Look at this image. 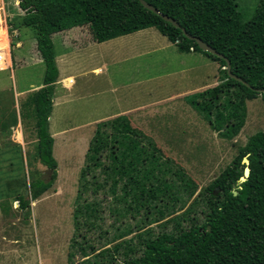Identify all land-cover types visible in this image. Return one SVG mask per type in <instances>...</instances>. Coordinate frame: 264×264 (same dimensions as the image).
Masks as SVG:
<instances>
[{
  "label": "rangeland",
  "instance_id": "obj_1",
  "mask_svg": "<svg viewBox=\"0 0 264 264\" xmlns=\"http://www.w3.org/2000/svg\"><path fill=\"white\" fill-rule=\"evenodd\" d=\"M259 1L236 0L243 21L253 17ZM23 13L18 0H0V24L8 29L13 55L12 66L0 70V264H122L142 254L147 231L155 236L188 228L194 214L209 208L206 186L250 136L264 129L262 97L246 101L243 126L231 139L221 136L193 107L182 118L168 113L153 117L148 111L149 120L139 124L154 142L133 134L138 144L131 154L151 160L156 153V159L166 163L163 177L174 188L159 194L151 215L145 209L124 211L131 200L119 196L124 182L114 185L105 168L112 147L118 146L111 126L104 127L105 147L97 152L98 165L87 166L99 123L139 103L159 104L181 96L186 101V96L214 84L217 65L173 49L144 55L133 47L118 52L113 44L122 38L83 46L92 38L90 28L74 27L72 39L83 47L81 56H60L58 66L61 76L74 75L75 83L67 90L58 80L50 116L58 176L51 189L31 200L25 182L29 184L37 172L48 179L49 172L35 157L36 128L23 103L27 93L43 85L46 66L35 31L19 24ZM63 33L53 37L57 55L65 53ZM105 63L102 74L93 71ZM22 192L31 200L25 209L17 200Z\"/></svg>",
  "mask_w": 264,
  "mask_h": 264
},
{
  "label": "trees",
  "instance_id": "obj_2",
  "mask_svg": "<svg viewBox=\"0 0 264 264\" xmlns=\"http://www.w3.org/2000/svg\"><path fill=\"white\" fill-rule=\"evenodd\" d=\"M180 24L175 26L146 8L140 0H19L24 12L19 24L32 28L37 48L46 66L43 86L26 95L23 106L36 128L35 157L47 167L49 178L37 175L30 183L31 200L51 189L58 176L54 156L55 138L50 131V116L60 70L53 35L77 26H89L92 37L104 42L142 29L156 27L182 52H201L220 65V82L188 98L195 109L221 136H236L244 122L247 100L259 96L264 100V0H260L253 17L243 21L236 0H146ZM182 28L200 37L231 61L232 72L244 82L232 78L224 58L202 50L189 39ZM16 122V121H15ZM111 126L114 144L108 177L118 185L124 182L120 198L130 197L126 210L145 209L148 214L164 190L174 188L163 173L166 163L153 154L151 160H140L131 154L137 147L133 134L149 137L132 125L127 116L99 123L87 153V166L96 167L97 152L105 146L104 127ZM248 155L251 172L242 184L243 159ZM208 209L194 214L188 228L162 232L148 237L138 257L122 264H264V129L249 137L238 155L205 188ZM234 190L238 194H234ZM18 191V189H17ZM25 192V191H24ZM24 192L18 195L22 208L31 200ZM111 192H115L111 189ZM163 199V198H161ZM93 264V263H92Z\"/></svg>",
  "mask_w": 264,
  "mask_h": 264
},
{
  "label": "crops",
  "instance_id": "obj_3",
  "mask_svg": "<svg viewBox=\"0 0 264 264\" xmlns=\"http://www.w3.org/2000/svg\"><path fill=\"white\" fill-rule=\"evenodd\" d=\"M1 27H3V26L1 25ZM82 27L83 26H78L76 29L77 30L78 29L81 30ZM155 28L156 27H150V28L142 29V30L130 33V34H126V35H122V36L116 37V38H122L124 40L121 41V42H118L116 44H113V46H114V48H116V51H118V52L119 51H125L128 48H130V47L132 48L133 47L134 51H138L140 55H144L145 53H150V52L161 51V50H165V49H168V50L173 49L174 51H178V53H186L188 55L195 54V57H196L195 60L198 61V62H200V61H202V62H206V61L210 62V61H212L213 62L214 61V60L210 59L209 57H207L206 55H204L201 52H197V51H194V50H191L189 52L180 51L178 46L175 43L171 42L168 39L167 36L162 34L157 28H156L157 30H155ZM6 30H7V34H8V46L5 47V48H0V51L3 52V54L6 55L7 60H6V62L4 64H7V68H9L13 64V55H12L11 45H10V42H9L10 41L9 40V38H10L9 36L10 35L8 33V29H6ZM72 30L73 29H69V30L63 31L64 33H63V38L62 39H63V42L66 45L64 47V51L63 52H65V53H63L62 55H57V63H58V60H59L60 56L65 58V56L68 55V57H69L70 53L76 59L81 56L79 51H81V50L83 51V49H82L83 47L81 48L79 43L76 42L77 44H75L73 42L72 38H76V34L72 33L71 32ZM157 31H159V32H157ZM54 35H53V37H54ZM160 35H163V37H165V38H161L162 36H160ZM116 38H114V39H116ZM128 39H132V40H135V41L131 42ZM110 40H112V39H110ZM92 41L95 42L93 37L91 38V40H88V42L85 43L83 46L91 44ZM107 41H109V40H107ZM107 41H104L103 43H105ZM70 42H73V43H70ZM99 43H101V42H99ZM2 49H3V51H2ZM104 53L105 54H109L108 52H105V51H104ZM73 57H71V58L73 59ZM66 61H67V59H64V63L65 64L67 63ZM68 61H69L68 64H70L71 63L70 59ZM213 63H216V65H217L218 76H215L214 84L211 85L210 87L215 86L216 84H218L220 82V78H221L220 71H219L220 70L219 63L216 62V61H214ZM0 65H2V64H0ZM107 67H108V65H107V63H105V65L102 64L101 66H97L95 69H93V71H96V73L102 74L104 72V69L107 68ZM3 69H5V68H2V66H1L0 70H3ZM188 69H190V68H188ZM59 70H60V68H59ZM100 74H98V75H100ZM59 79H61L66 84L67 90L71 89V87L75 83L74 75L67 74L66 76L62 77L61 76V71H60ZM42 86L43 85H41V87ZM56 87H57V85H56ZM210 87H205L204 89H202V90H200L198 92H202V91H204V90H206V89H208ZM39 88H37V89H39ZM37 89H35V90H37ZM110 89H111V87H110ZM198 92H196V93H198ZM196 93H194V94H196ZM179 98H181V99H179ZM179 98H178L179 100L173 99L170 102H161L159 104H152V105H146V106H145V104L139 103L137 105H134V106H131V107H127L125 109L117 111L118 112L117 114H115V115H113L111 117H108V119H106V120L114 119V118H116L118 116L125 115V116L128 117V119L130 120L132 125H134L135 127L140 128L141 130L146 132L144 127H142L139 123H140V120H149L148 119V114H147L148 111L154 112V116L153 117H155L156 115L162 114V113H164V114L168 113L169 115L172 114V115H176L178 118H182L181 114L184 113L185 111L189 112L188 108L193 107L195 109V107L187 99V98H189V95H188V97L187 96L185 97L186 101L182 99V96L179 97ZM153 117H151V118H153ZM103 121H105V120H103ZM146 133L149 134V132H146ZM149 135H151V134H149Z\"/></svg>",
  "mask_w": 264,
  "mask_h": 264
},
{
  "label": "water",
  "instance_id": "obj_4",
  "mask_svg": "<svg viewBox=\"0 0 264 264\" xmlns=\"http://www.w3.org/2000/svg\"><path fill=\"white\" fill-rule=\"evenodd\" d=\"M141 3L148 8L149 10L159 14L161 17H163L164 20L171 22L172 24H174L175 26L180 27V24L177 20H175L174 18L162 13L158 8H156L155 6H153L152 4H150L149 2H147L146 0H140ZM182 30L184 31V33L186 34V36L191 39V40H195L197 42V44L199 45V47L204 50L207 51L209 53H212L216 56H219L221 58H224L227 61V70L229 75L240 81V82H244L245 84L248 85V83L246 81H244L241 77L235 75L232 70H231V61L225 57L222 53L218 52L215 48H213L211 45H209L208 43H206L205 41H203L200 37L197 36H193L191 34H189L185 28H182ZM258 92H264V88H259L257 89ZM243 163H245V168H244V174L240 177V179L238 180V184H242L243 182H245L247 180V178L250 175L251 172V168L249 167L250 164V160L248 158V155L244 157L243 159ZM234 194H238L237 190H234Z\"/></svg>",
  "mask_w": 264,
  "mask_h": 264
},
{
  "label": "bare ground",
  "instance_id": "obj_5",
  "mask_svg": "<svg viewBox=\"0 0 264 264\" xmlns=\"http://www.w3.org/2000/svg\"><path fill=\"white\" fill-rule=\"evenodd\" d=\"M7 40H8V34H7L6 28L5 27H0V48H5V47L8 46V41ZM2 68L6 69L7 67L2 65Z\"/></svg>",
  "mask_w": 264,
  "mask_h": 264
},
{
  "label": "built area",
  "instance_id": "obj_6",
  "mask_svg": "<svg viewBox=\"0 0 264 264\" xmlns=\"http://www.w3.org/2000/svg\"><path fill=\"white\" fill-rule=\"evenodd\" d=\"M0 27H1V25H0ZM6 60H7L6 55L4 54V56H3V52L0 51V62H2L0 64H4L6 62Z\"/></svg>",
  "mask_w": 264,
  "mask_h": 264
}]
</instances>
